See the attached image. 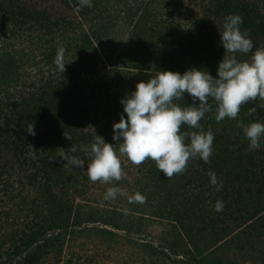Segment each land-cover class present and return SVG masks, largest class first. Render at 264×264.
<instances>
[{
	"label": "rangeland",
	"instance_id": "1",
	"mask_svg": "<svg viewBox=\"0 0 264 264\" xmlns=\"http://www.w3.org/2000/svg\"><path fill=\"white\" fill-rule=\"evenodd\" d=\"M100 1L98 5L95 0L91 8L81 7L84 10L81 17L73 9L65 8L54 0H38V13L47 17L41 22L51 28H39V31L29 35L22 33L21 37L42 47L49 43L54 60L58 48L63 47L66 50L65 70L72 69L69 74L81 65L85 69L96 68L105 80L95 88L92 82V88L106 90L108 98L113 100L119 99L128 87L144 81L142 76H155L159 71L183 74L195 67L207 70L215 77L217 62L213 45L197 42L193 49L190 46L175 47L166 36L168 27L175 35L182 30L192 31L191 39L197 41L204 30L210 28L213 31L220 26L221 20L234 12L243 17V23L247 20L240 9V4L246 0L238 4L224 2V9L217 15L213 0ZM93 7L96 8L93 10ZM251 28L258 33L260 27L251 24ZM222 32V29L216 31L217 36L220 37ZM210 33L215 35L214 31ZM86 35L93 40L86 39ZM255 48L259 46L255 45ZM35 52L40 56V51ZM251 55L248 53L246 59L250 61ZM28 64V57H22L17 61L12 59L5 66L28 72ZM0 73H3L0 82L4 84L5 69L0 68ZM188 96L185 94L184 97ZM254 102L246 104L254 105ZM252 119L253 122L264 123V114L259 117L256 113ZM89 143L83 144V148H76L75 152L71 150L67 153L66 148H59L52 179L50 175L43 179H23L24 170L19 166L22 170L17 169V164L12 163V155L3 145L0 146V264H264V221L255 225L260 229L258 234L250 230L237 240L226 237L217 243L209 231L196 224L200 217L209 216L215 209L211 202L214 198L207 199L205 195V201L199 199L205 190H212L210 181L201 187L198 179L190 182V179H181V174H175L160 182L156 179L158 182L154 184L152 172L132 164L124 155H120L122 167L134 175L130 181L136 183L132 195L140 192L146 197L142 204L133 203L142 210L150 212L154 209L159 218L166 219L164 214L168 213L169 218L155 224L145 223L141 229L131 219L125 220L127 225L124 230L108 225L104 217L109 215V209L101 205V200L109 187L116 186V181L107 184L97 181V186L93 187L95 183L90 179H68L66 175H61L62 167L68 168L61 154L78 157L79 153L90 151ZM49 158L44 166L52 164ZM10 165L19 173H10L5 168ZM34 184L37 189H34ZM153 189L159 197L161 190L165 195L172 194L168 200L166 197V201L161 199L157 203V199L152 198ZM172 195H176L179 201H183L185 196L188 199L175 204L171 201ZM222 199L227 205L230 195ZM110 201L114 203V200ZM240 207L243 214L245 204ZM56 213L74 225L64 231L43 233L44 224L56 220ZM186 226L193 228L191 232L186 230ZM38 229L39 234L33 237L31 233ZM194 232L197 235H193ZM191 236L198 239L201 246H219L220 251L209 254L203 263L191 262L186 256V252L192 253ZM34 247H37L36 250Z\"/></svg>",
	"mask_w": 264,
	"mask_h": 264
},
{
	"label": "trees",
	"instance_id": "2",
	"mask_svg": "<svg viewBox=\"0 0 264 264\" xmlns=\"http://www.w3.org/2000/svg\"><path fill=\"white\" fill-rule=\"evenodd\" d=\"M37 1L0 0V68L5 69L4 76L6 75V83L0 82V129L2 131L0 146L3 145L4 149L12 155V163L17 164V169L19 166L24 170L23 179H43L48 175L52 179V175H54L52 171L55 169L59 148H66L67 153L72 150L73 146L75 149L83 148L82 145L86 142L92 144L96 135L103 137L106 143H117L113 140V125L119 122L120 116L123 114L120 100L135 91L136 86L128 87L119 99L113 100L108 98L106 90L92 88V82L95 88L101 86L100 82L105 80V76L101 72H96V68L90 70L81 65L70 74L72 69L69 71L66 68L64 73L58 71L49 43L42 47L21 37L22 33L29 35L39 31V28L47 30L51 28L41 22L47 20V17L43 13H38L36 8L39 2ZM54 1L65 8L73 9V11L79 5V0ZM227 1L235 4L242 2V0H213L216 15L221 9H224L223 3ZM96 2L98 5L101 3L100 0H96ZM92 4H95V0H92ZM240 5L243 15L247 18L246 22L242 24L241 31L247 30L249 37L254 41L253 43L259 48H264V0H246ZM83 11V8L80 7L79 12L75 11V13L82 17ZM224 23L225 20H221L220 26L213 29L215 35L210 33L213 32L210 28L204 30L197 41L191 39L192 31L182 30L178 35H175L173 30L165 25L168 27L165 33L175 47L190 46L189 48L193 49L197 42L213 45L218 67L225 55V50L221 45V37L217 36L216 31L223 30ZM251 24L260 27L258 33L251 28ZM85 38L93 40L88 35ZM189 39L190 42H188ZM182 43L185 44L180 45ZM35 50L40 51V56L36 55ZM237 55L238 59L249 61L246 59L247 54ZM22 57H28V72L5 66L12 59L17 61ZM217 67L214 78H217ZM29 69L32 70L29 72ZM105 72L107 73V71ZM0 75L3 76V73ZM153 77L155 76H142L141 79L147 81ZM175 103L183 108L187 104H192V98L184 97ZM209 104L212 106V111L206 113L199 123L205 132L211 129L214 133L213 155L208 163L198 157L190 159L186 171L181 174V179H190V182L192 179H198L202 187L204 183L210 181L208 173L214 172L218 184L222 187L218 191L217 187L212 185V190H205V194L199 198L200 201L214 198L211 202L215 205L217 201H223V196L230 195L228 203L230 206L223 201L224 208L219 212V215L214 209L212 214L206 217L203 215L196 222L202 226L204 231H209L213 240L218 243L222 238L225 240L226 237L237 240L246 236L247 231L250 230L258 234L260 229L255 228V225L259 221H264V142L258 150L250 151L249 141L244 137L242 129L237 127L238 121L250 124L254 121L252 119L254 114L259 113V117L264 114V100L258 97L254 105H242L236 119L225 118L219 123L215 120L216 102L209 98ZM253 109L254 111H252ZM124 115L126 117V114ZM259 122L263 123V121ZM32 129L33 132L30 133ZM193 130L187 125L181 126L182 132ZM115 148L118 152L119 145H115ZM78 157L84 160V168L74 170L70 166L62 167L64 169H62L61 175H66L68 179H89L85 170L91 161V152L85 150L79 153ZM48 158L52 164L44 166V162ZM140 166L146 172L153 173L154 184L158 182L156 179H159V182L167 179L151 159L146 160ZM5 168L10 173H19L13 165ZM122 169L125 176L120 181H116L115 185L122 188L124 194L114 199V203L103 200L104 197L101 200L103 202L101 205L109 209V215L104 217L105 222L124 230L123 227L127 225L125 220L136 221V226H140L139 229H141L145 223L155 224L168 219V213L164 214L166 219L159 218L154 209H150V212L142 210L141 207L129 201L136 183L130 181L134 175L125 168L122 167ZM40 174L43 175L39 176ZM37 185L39 187L41 184ZM37 185L34 184V189H37ZM95 186L97 183L93 185V187ZM93 187L90 186L89 189ZM156 193L157 191L153 189L152 198H156L157 203H160L161 199L166 201V197L168 200L172 194L165 195L161 190L162 195L159 197ZM172 196L171 201L175 204L184 203L188 199L185 196L184 199L182 197L183 201H179L176 195ZM243 203L246 211L242 214L240 205ZM41 210L44 209L41 208ZM210 211L209 213H211ZM55 218L56 220L44 224L43 233L49 234L51 230L64 231L74 225V223L69 224L67 219L59 213H56ZM167 221L170 222V220ZM192 229V227L186 226L188 232H191ZM186 230L185 233L190 235ZM39 231L38 229L31 235L34 237L39 234ZM192 234L197 235V232ZM193 237H190L192 253L186 252V256L191 262L203 263L209 254H217L220 251L219 246H201L199 240ZM36 248L34 247V250ZM209 250L211 253H208Z\"/></svg>",
	"mask_w": 264,
	"mask_h": 264
},
{
	"label": "clouds",
	"instance_id": "3",
	"mask_svg": "<svg viewBox=\"0 0 264 264\" xmlns=\"http://www.w3.org/2000/svg\"><path fill=\"white\" fill-rule=\"evenodd\" d=\"M92 6V0H79L75 11ZM242 24L243 17L239 14H230L225 18L223 32L219 33L225 55L218 64L217 78H213L209 71L195 67L183 74L159 71L155 77L139 82L135 91L120 100L123 114L113 125V140L117 143H106L103 137L96 135L91 144V161L85 171L92 182L107 184L120 181L125 176L120 155L137 166L151 159L167 178L184 173L190 159L198 157L205 163L209 162L215 136L211 129L205 132L199 123L206 113L212 111L209 98L217 105V123L225 118L236 119L241 106L249 101L258 97L264 100V48H255L248 31H241ZM65 52L63 47L58 48L54 60L62 73L66 67ZM248 53H252L250 61L238 59L237 54ZM185 93L192 98V104L182 108L175 101L183 99ZM182 125L194 130L182 132ZM237 127L242 129L249 141L250 151L261 147L264 123L245 124L238 121ZM117 144L118 152L115 148ZM61 158L74 170L85 166L84 160L75 155L69 157L62 153ZM208 175L211 184L219 191L222 185L218 184L216 174L209 172ZM123 194L122 188L109 187L104 200H114ZM145 200L140 192L129 197L130 202L142 204ZM223 208V201H217L215 211L221 212Z\"/></svg>",
	"mask_w": 264,
	"mask_h": 264
}]
</instances>
